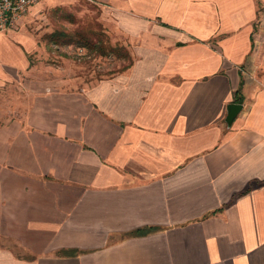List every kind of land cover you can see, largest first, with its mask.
I'll return each instance as SVG.
<instances>
[{
  "label": "crops",
  "instance_id": "crops-1",
  "mask_svg": "<svg viewBox=\"0 0 264 264\" xmlns=\"http://www.w3.org/2000/svg\"><path fill=\"white\" fill-rule=\"evenodd\" d=\"M100 1L108 78L0 33V264H264V0Z\"/></svg>",
  "mask_w": 264,
  "mask_h": 264
},
{
  "label": "rangeland",
  "instance_id": "rangeland-1",
  "mask_svg": "<svg viewBox=\"0 0 264 264\" xmlns=\"http://www.w3.org/2000/svg\"><path fill=\"white\" fill-rule=\"evenodd\" d=\"M107 7L100 0H58L54 3L39 0L38 6L6 32L7 38L24 52L28 60L29 66L20 71L21 79L29 78L25 71L38 63L56 67L62 71V75L78 77L85 82L101 80L120 72L128 60L118 52L123 37L107 27L108 21L104 16ZM77 28L90 35L94 43L97 39L91 33L102 30V45L109 48L106 54L98 55L77 43L54 44L48 41L47 36L57 30L74 31ZM4 50L0 49L2 52ZM6 55L11 59L16 56L8 50ZM19 88V83L13 80L0 86V119L12 116L13 98L16 95L13 91Z\"/></svg>",
  "mask_w": 264,
  "mask_h": 264
},
{
  "label": "trees",
  "instance_id": "trees-1",
  "mask_svg": "<svg viewBox=\"0 0 264 264\" xmlns=\"http://www.w3.org/2000/svg\"><path fill=\"white\" fill-rule=\"evenodd\" d=\"M79 29L80 28H77L74 31L57 30L48 35L47 38L49 42L54 44L77 43L82 47H85L87 50H90L91 52H96L98 55L106 54L109 48L107 49V47L105 48L102 45V39L104 37V33L102 30L91 33V35H94L97 39V42L94 43L91 40L90 35L81 32V30ZM118 50V52H121V56L127 60L129 54L126 49L123 47H119ZM128 65L129 64L124 65L120 71H124L128 67Z\"/></svg>",
  "mask_w": 264,
  "mask_h": 264
},
{
  "label": "built area",
  "instance_id": "built-area-1",
  "mask_svg": "<svg viewBox=\"0 0 264 264\" xmlns=\"http://www.w3.org/2000/svg\"><path fill=\"white\" fill-rule=\"evenodd\" d=\"M39 0H0V33L12 29Z\"/></svg>",
  "mask_w": 264,
  "mask_h": 264
},
{
  "label": "water",
  "instance_id": "water-1",
  "mask_svg": "<svg viewBox=\"0 0 264 264\" xmlns=\"http://www.w3.org/2000/svg\"><path fill=\"white\" fill-rule=\"evenodd\" d=\"M243 106L239 103H232L228 107V115L226 118V122L228 125H231L233 120L237 117V115L242 110Z\"/></svg>",
  "mask_w": 264,
  "mask_h": 264
}]
</instances>
